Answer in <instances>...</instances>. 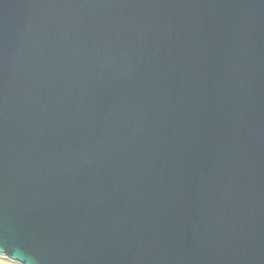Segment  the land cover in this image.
I'll return each mask as SVG.
<instances>
[{
    "label": "water",
    "instance_id": "obj_1",
    "mask_svg": "<svg viewBox=\"0 0 264 264\" xmlns=\"http://www.w3.org/2000/svg\"><path fill=\"white\" fill-rule=\"evenodd\" d=\"M0 249L264 264V0H0Z\"/></svg>",
    "mask_w": 264,
    "mask_h": 264
},
{
    "label": "crops",
    "instance_id": "obj_2",
    "mask_svg": "<svg viewBox=\"0 0 264 264\" xmlns=\"http://www.w3.org/2000/svg\"><path fill=\"white\" fill-rule=\"evenodd\" d=\"M0 264H17L6 259L0 258Z\"/></svg>",
    "mask_w": 264,
    "mask_h": 264
},
{
    "label": "snow or ice",
    "instance_id": "obj_3",
    "mask_svg": "<svg viewBox=\"0 0 264 264\" xmlns=\"http://www.w3.org/2000/svg\"><path fill=\"white\" fill-rule=\"evenodd\" d=\"M5 251L3 249H0V254L4 253Z\"/></svg>",
    "mask_w": 264,
    "mask_h": 264
}]
</instances>
